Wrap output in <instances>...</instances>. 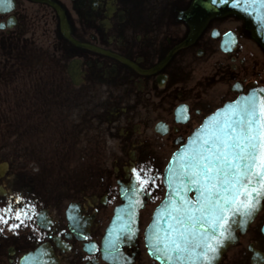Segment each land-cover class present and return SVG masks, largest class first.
Segmentation results:
<instances>
[{
	"label": "flooded vegetation",
	"instance_id": "flooded-vegetation-1",
	"mask_svg": "<svg viewBox=\"0 0 264 264\" xmlns=\"http://www.w3.org/2000/svg\"><path fill=\"white\" fill-rule=\"evenodd\" d=\"M194 2L0 0V208L22 196L39 214L15 233L0 224V264H161L144 233L166 194L170 155L216 109L264 89V49L244 22H200ZM94 103L111 169L77 174L65 189L44 182L11 131L46 123L58 138L61 113L74 117L79 157L90 158ZM133 168L150 169L155 183L143 190L137 232L115 239L120 186L139 185ZM217 264H264V201Z\"/></svg>",
	"mask_w": 264,
	"mask_h": 264
},
{
	"label": "snow or ice",
	"instance_id": "snow-or-ice-1",
	"mask_svg": "<svg viewBox=\"0 0 264 264\" xmlns=\"http://www.w3.org/2000/svg\"><path fill=\"white\" fill-rule=\"evenodd\" d=\"M246 2L211 0L213 5L231 4L234 8ZM260 3L264 4V0ZM244 11L247 13L248 8ZM198 131L200 134L178 159L180 174L187 177L199 197L192 202L181 196V204L172 206L169 215L173 223L169 225L163 251L165 256L174 253L175 258L187 260L188 264L201 258L205 264H212L230 238L234 218L238 216L239 223H246L264 201V98L258 99L255 93L242 97L228 106L223 119L210 121ZM150 171L132 169L141 191L155 183ZM172 175L175 172L169 176L170 186ZM173 191L180 195L175 188ZM37 215L35 205L17 196L0 208V224L15 233ZM109 246L115 250L116 241H110Z\"/></svg>",
	"mask_w": 264,
	"mask_h": 264
},
{
	"label": "water",
	"instance_id": "water-1",
	"mask_svg": "<svg viewBox=\"0 0 264 264\" xmlns=\"http://www.w3.org/2000/svg\"><path fill=\"white\" fill-rule=\"evenodd\" d=\"M245 7L248 8L247 13L244 11ZM191 11H194L195 13L197 12L199 20L203 22L211 15H222L227 13L236 14L244 21L246 28L251 31L253 38L264 48V4L260 3V0H247V2L242 4L240 8H234L231 4L213 5L211 0H196ZM260 90V88L251 89L247 94L240 95L234 101L228 102L216 110L213 114L207 117L199 128L192 132L186 143L181 146L170 158L163 175V181L167 189L166 196L156 208L152 221L148 225L145 232V241L148 251L151 256L160 261L161 264H188L187 260L181 261L175 258L174 253H170L169 256H165L163 251L164 244L168 236L169 225L173 223L169 215L172 210V206L181 204V196H184L192 202H195L199 197V193L196 191L195 187L189 184L187 177L180 174L178 159L180 153H182L184 149L188 148L192 141L196 139L197 135L200 134L198 131L199 129L209 124L210 121L223 119L228 114V106L230 104H234L237 101H240L242 97L250 96L253 93L256 94L258 99L264 98V92H261ZM173 172H175V175H172V183L170 186L169 176ZM174 188L180 191V195H176V192L173 191ZM190 192L194 193V200L189 196ZM133 193H135V210L132 212H120L118 218H116L117 221L114 222L112 226L113 233H115L114 235L117 238L127 237L137 230L138 206L142 205L136 201L139 195L134 186L131 187L130 191H126L125 198L127 199V205L132 204ZM255 215L243 224L239 223L240 217L237 216L234 218L233 228L228 233L230 238L224 242L218 252V255L212 261V264H216L223 250L237 239L236 230L238 229L243 232L253 220ZM119 220L127 223V225L119 226V224H115L118 223ZM196 251L199 252L200 250L197 249ZM192 264H205V262L203 261V258H201L199 260H193Z\"/></svg>",
	"mask_w": 264,
	"mask_h": 264
},
{
	"label": "rangeland",
	"instance_id": "rangeland-1",
	"mask_svg": "<svg viewBox=\"0 0 264 264\" xmlns=\"http://www.w3.org/2000/svg\"><path fill=\"white\" fill-rule=\"evenodd\" d=\"M68 101L61 102V107H65ZM99 102V101H97ZM96 112L92 111L91 117V155L90 158H80V147L75 143L73 133L69 129L74 117H67L61 113L60 125L57 132L52 131L51 124L45 122L38 130L17 129L11 131V140L14 139L21 144L23 156L28 160L29 168H40L39 178L49 184L59 180V188L65 189L73 183V177L77 174L95 173L108 171L112 164L105 162L104 136L102 135L104 125L101 124V105H92ZM52 113L46 117L48 121L52 119ZM102 117V116H101ZM70 126V127H69ZM59 139V140H58ZM104 146V147H103Z\"/></svg>",
	"mask_w": 264,
	"mask_h": 264
}]
</instances>
